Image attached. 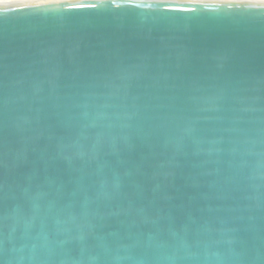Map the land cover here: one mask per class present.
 Here are the masks:
<instances>
[{
    "label": "water",
    "instance_id": "1",
    "mask_svg": "<svg viewBox=\"0 0 264 264\" xmlns=\"http://www.w3.org/2000/svg\"><path fill=\"white\" fill-rule=\"evenodd\" d=\"M0 264H264V0H0Z\"/></svg>",
    "mask_w": 264,
    "mask_h": 264
},
{
    "label": "snow or ice",
    "instance_id": "2",
    "mask_svg": "<svg viewBox=\"0 0 264 264\" xmlns=\"http://www.w3.org/2000/svg\"><path fill=\"white\" fill-rule=\"evenodd\" d=\"M35 7H40V5H36Z\"/></svg>",
    "mask_w": 264,
    "mask_h": 264
}]
</instances>
